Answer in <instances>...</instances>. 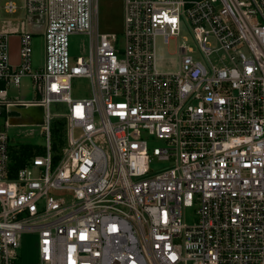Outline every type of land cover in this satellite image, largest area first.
Listing matches in <instances>:
<instances>
[{"label": "built area", "instance_id": "built-area-1", "mask_svg": "<svg viewBox=\"0 0 264 264\" xmlns=\"http://www.w3.org/2000/svg\"><path fill=\"white\" fill-rule=\"evenodd\" d=\"M99 1L5 5L47 26L38 69L27 22L0 31V264L21 261L25 232L39 235L42 264H264V0H123L121 56ZM183 26L195 48L180 45L179 71L163 72L157 41ZM73 35L89 37L87 57L71 56ZM77 78L90 98H73ZM26 80L36 98L11 97ZM29 107L44 108L46 142L19 167L6 126ZM155 158L169 166L154 170Z\"/></svg>", "mask_w": 264, "mask_h": 264}, {"label": "rangeland", "instance_id": "rangeland-1", "mask_svg": "<svg viewBox=\"0 0 264 264\" xmlns=\"http://www.w3.org/2000/svg\"><path fill=\"white\" fill-rule=\"evenodd\" d=\"M9 1H13L17 5H22V0H0V20L1 22L6 21L13 27H21L23 21L29 22L35 21V28L29 29V31H40L41 27H46L45 16H26L23 10L18 13L10 15L5 11V4ZM98 23L100 32L114 33L117 35V43L115 44L119 50V55L123 54L125 46V38L123 32L124 26V1L123 0H100L98 3ZM40 28V29H39ZM39 29V30H38ZM34 35L33 40V62L34 68H41L45 60V36L44 34ZM188 44L190 47L195 48L194 40L189 30L183 26L182 31L177 37L170 40L168 44L164 42L163 38H159L157 41V55L162 61L163 72H177L178 67L172 66L171 63L179 61V47L182 44ZM90 39L86 35H73L70 37V53L71 56L76 59L77 57H87L89 54ZM11 97L20 98L32 101L36 98L35 92L30 84L29 80H26L21 87V90L11 89L9 91ZM91 83L88 79L77 78L73 81V98L83 99L90 98ZM52 111L56 114H66V104H53ZM39 113L34 111L31 118H25L27 122L24 124L18 123L19 119L16 116L10 117V122L6 126V131L10 136V146L12 147L13 154L21 155L22 151L26 146L33 147L32 156L42 150L46 142V136L44 133L43 124L39 122ZM57 119L52 129V141L59 147H64L67 144V135L65 127L61 128L58 126ZM33 121V123H31ZM4 127V125H3ZM59 128V130H58ZM149 145L151 148L159 147L163 145V142L154 138H150ZM32 156H28V161ZM169 164L166 162L158 161L154 159L152 168L156 171L162 170L168 167ZM52 195L57 196L59 193H53ZM197 207L188 208L185 210V219L189 225L197 222ZM21 261L18 264H42L40 259V248H39V235L36 233L25 232L21 238L20 248Z\"/></svg>", "mask_w": 264, "mask_h": 264}, {"label": "crops", "instance_id": "crops-1", "mask_svg": "<svg viewBox=\"0 0 264 264\" xmlns=\"http://www.w3.org/2000/svg\"><path fill=\"white\" fill-rule=\"evenodd\" d=\"M8 3V2H7ZM6 3V4H7ZM5 4V5H6ZM18 6L20 7L21 5L18 4ZM5 7V6H4ZM22 9H19L18 11H20ZM6 11V10H5ZM28 28L31 29L33 28L34 30V26H35V21L32 22V21H29L28 23ZM47 26V20H46V24ZM16 29V27H13L11 26L10 24H8L6 21H3L1 22L0 20V31H7V32H11V31H14ZM40 29V28H39ZM38 29V30H39ZM46 31V27L43 26V28L41 27L40 31H31L32 33H34V35L36 34V32L38 34H44ZM9 46H10V57H11V61L14 65H18L19 63V58H20V35L18 34H14V35H10L9 36ZM12 116H16L17 118L19 117V114L17 112H14L12 114ZM10 119V118H9ZM16 119V118H15ZM5 128V125L3 128L1 129H4Z\"/></svg>", "mask_w": 264, "mask_h": 264}, {"label": "trees", "instance_id": "trees-1", "mask_svg": "<svg viewBox=\"0 0 264 264\" xmlns=\"http://www.w3.org/2000/svg\"><path fill=\"white\" fill-rule=\"evenodd\" d=\"M5 122H6V115L3 114L1 117H0V129L3 128V125H5ZM58 126H61L62 130L63 128L65 127V120L64 119H60L58 121ZM59 130V128H58ZM33 150L34 148L33 147H30V146H26L24 148V150L22 151V154L19 156V155H16L15 154V159H16V162H17V165L20 167V166H23L25 163H26V158L28 156H31L32 153H33Z\"/></svg>", "mask_w": 264, "mask_h": 264}, {"label": "water", "instance_id": "water-1", "mask_svg": "<svg viewBox=\"0 0 264 264\" xmlns=\"http://www.w3.org/2000/svg\"><path fill=\"white\" fill-rule=\"evenodd\" d=\"M12 110L16 111L19 114V117L16 118V119H19L18 123L24 124L25 122H27L25 118H31V119L35 118V117H32V113L34 111L38 112L40 115L39 116L40 124L44 123L45 113H44L43 107H29V108H22V109L13 108ZM9 122H10V119H9ZM31 123H33V121Z\"/></svg>", "mask_w": 264, "mask_h": 264}]
</instances>
